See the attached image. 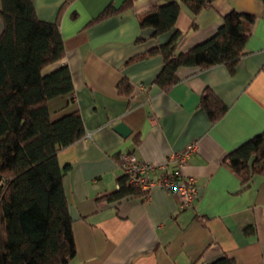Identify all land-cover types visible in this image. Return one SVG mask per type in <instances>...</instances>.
<instances>
[{
  "label": "crops",
  "instance_id": "0c3cea01",
  "mask_svg": "<svg viewBox=\"0 0 264 264\" xmlns=\"http://www.w3.org/2000/svg\"><path fill=\"white\" fill-rule=\"evenodd\" d=\"M124 1L33 0L37 16L59 26L65 47L60 63L67 64L74 86L71 100L48 101L50 113L77 109L85 129L58 152L60 165H69L63 184L76 243L69 264H208L222 255L233 264H264V176L255 174L244 188L224 162L230 151L264 132V0H215L195 24L181 4L175 24L183 33L180 52L213 35L227 12L256 19L234 73L223 64L182 66L167 90L153 83L161 54H140L165 42L168 33L152 37L139 18L170 0ZM108 6L112 12L92 21ZM123 78L133 86L130 95L118 91ZM206 89L227 105L215 122L201 106ZM118 123L130 129L128 136L114 129ZM192 143L195 150L182 167L198 189L191 206L181 208L178 196L159 186L146 199L99 198L124 173L120 152L165 164L172 152Z\"/></svg>",
  "mask_w": 264,
  "mask_h": 264
},
{
  "label": "trees",
  "instance_id": "16d2710c",
  "mask_svg": "<svg viewBox=\"0 0 264 264\" xmlns=\"http://www.w3.org/2000/svg\"><path fill=\"white\" fill-rule=\"evenodd\" d=\"M132 1L125 0L124 6ZM214 1L170 0L139 18L140 27L152 28V37L168 33L165 42L140 54H161L163 65L153 80L161 89L178 81L182 66L205 69L223 64L235 72L256 19L252 13L227 12L213 35L187 51L177 50L183 38L175 26L180 5L188 8L195 24L200 11ZM110 12L108 6L92 21ZM0 18V264H69L76 255L73 219L63 184L69 165H60L58 152L81 139L85 129L77 109L52 117L48 108L51 98L68 96L71 100L74 91L70 70L60 63L64 39L57 22L37 16L33 0H0ZM117 88L126 95L133 92L125 78ZM201 106L213 122L227 110L211 89L202 95ZM224 162L244 188L255 174L264 176V132L230 151ZM117 183L113 191L99 198L146 199L149 195L129 183L125 173ZM233 263L232 257L222 255L208 264Z\"/></svg>",
  "mask_w": 264,
  "mask_h": 264
},
{
  "label": "built area",
  "instance_id": "2783aa9c",
  "mask_svg": "<svg viewBox=\"0 0 264 264\" xmlns=\"http://www.w3.org/2000/svg\"><path fill=\"white\" fill-rule=\"evenodd\" d=\"M195 146L196 144L192 143L184 151L172 152L165 164L143 161L132 152H120V165L127 174L129 183L137 184L147 191L159 186L178 196L180 207L187 208L196 199L198 189L193 177L183 176L182 167L195 150ZM169 164L172 165L170 168ZM157 170L160 171L158 177L152 178L150 173Z\"/></svg>",
  "mask_w": 264,
  "mask_h": 264
},
{
  "label": "water",
  "instance_id": "95a60500",
  "mask_svg": "<svg viewBox=\"0 0 264 264\" xmlns=\"http://www.w3.org/2000/svg\"><path fill=\"white\" fill-rule=\"evenodd\" d=\"M114 129L124 137L128 136L130 133V129H128L123 123H118Z\"/></svg>",
  "mask_w": 264,
  "mask_h": 264
}]
</instances>
